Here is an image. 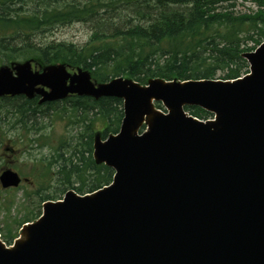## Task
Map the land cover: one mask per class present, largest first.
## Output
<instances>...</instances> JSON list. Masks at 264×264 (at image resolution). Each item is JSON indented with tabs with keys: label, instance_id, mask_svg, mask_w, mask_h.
Returning a JSON list of instances; mask_svg holds the SVG:
<instances>
[{
	"label": "water",
	"instance_id": "95a60500",
	"mask_svg": "<svg viewBox=\"0 0 264 264\" xmlns=\"http://www.w3.org/2000/svg\"><path fill=\"white\" fill-rule=\"evenodd\" d=\"M242 57L250 72L242 80L146 86L95 85L63 65L1 67L0 98H116L123 119L117 136L94 139L93 159L114 171L112 185L46 202L12 249L0 242V264H264V43ZM184 106L215 120L198 122ZM20 183L11 169L0 173L3 189Z\"/></svg>",
	"mask_w": 264,
	"mask_h": 264
},
{
	"label": "trees",
	"instance_id": "16d2710c",
	"mask_svg": "<svg viewBox=\"0 0 264 264\" xmlns=\"http://www.w3.org/2000/svg\"><path fill=\"white\" fill-rule=\"evenodd\" d=\"M239 3H250L256 9L241 12L236 9ZM74 23L93 26L83 45L37 41L54 28ZM262 42L264 0H0V66L28 60L41 66L63 64L71 70L89 71L99 83L119 76L142 85L151 79L234 80L248 73L242 55ZM64 103L78 113L91 114L89 126L100 123L102 139L118 132L123 118L121 100L73 97ZM56 105H39L37 97L3 98L0 115H10L26 134L45 136L46 128L38 120L48 118ZM185 110L198 119L211 116L197 107ZM85 137L86 149L81 150L79 145V150L66 158L60 149L53 162L43 164L38 176L40 187L26 197H34L40 205L57 200L71 185L72 177L80 191L86 186L92 192L111 182L113 171L95 165L92 136L84 133L81 140ZM2 144L0 125V148ZM58 162L60 193L49 194V182L53 180L49 175ZM6 165L0 156V171ZM39 215L25 213L17 224L20 227L33 222ZM6 234L11 238V228Z\"/></svg>",
	"mask_w": 264,
	"mask_h": 264
},
{
	"label": "rangeland",
	"instance_id": "374dc122",
	"mask_svg": "<svg viewBox=\"0 0 264 264\" xmlns=\"http://www.w3.org/2000/svg\"><path fill=\"white\" fill-rule=\"evenodd\" d=\"M236 9L241 12H248L255 10L256 7L250 3H239ZM92 28L93 26L89 23H74L68 26L54 28L40 35L37 41H61L83 45L88 40ZM249 45H252V43H249ZM158 111L164 112L162 110ZM62 113L64 114L62 115ZM90 115L74 111L71 109L69 103L59 102L50 112L48 118L38 120V124L46 128L45 136H40L41 134L36 136L32 132L26 134L24 131H20L19 126L15 125L14 118L1 113L0 125L3 144L0 148V156L7 162V167L15 170L21 177L28 179V182L19 189L3 190L0 188V235L2 240H6L7 243L10 242L12 245L15 240L23 239L24 234L17 224L20 222L22 216L28 212H33L34 214L39 212L41 214L42 205L34 197H26V193L31 194V192L36 191L40 187L38 176L42 174L41 169L43 164L53 162L52 157L60 149L61 151L59 152L65 153V158L73 150L78 151L79 145H81V150L86 149L85 143L88 142L86 137L83 141L81 140L84 133H87V135L90 133L92 140L95 135H101L102 125L100 123L97 124L94 122L89 126L88 120L92 118ZM34 139H37L36 142H32ZM5 145H9L16 150V154L14 156H8V152H3ZM84 156L86 157L87 154ZM58 169L59 162L52 165V174L49 177H52L53 180L49 182L50 187L47 190L49 193H60L58 190L59 181L57 179L60 176L56 174ZM70 180L71 186L68 189L79 188L75 177H72ZM64 193H61L57 198L61 199ZM7 228H11V238H6Z\"/></svg>",
	"mask_w": 264,
	"mask_h": 264
},
{
	"label": "flooded vegetation",
	"instance_id": "af4514ba",
	"mask_svg": "<svg viewBox=\"0 0 264 264\" xmlns=\"http://www.w3.org/2000/svg\"><path fill=\"white\" fill-rule=\"evenodd\" d=\"M15 155V154H14ZM75 189V188H74ZM76 190V189H75ZM84 191H86V189H84ZM80 193H82V192H80Z\"/></svg>",
	"mask_w": 264,
	"mask_h": 264
}]
</instances>
